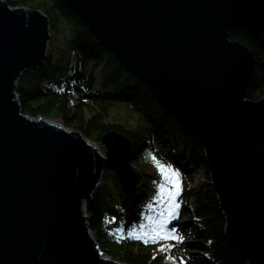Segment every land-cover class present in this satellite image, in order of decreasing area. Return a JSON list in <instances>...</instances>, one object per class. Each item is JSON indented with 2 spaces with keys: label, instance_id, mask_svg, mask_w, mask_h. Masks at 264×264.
<instances>
[{
  "label": "water",
  "instance_id": "obj_1",
  "mask_svg": "<svg viewBox=\"0 0 264 264\" xmlns=\"http://www.w3.org/2000/svg\"><path fill=\"white\" fill-rule=\"evenodd\" d=\"M160 110L202 147L228 243L264 264V96L246 99L254 69L231 30L264 31V0H61ZM39 10L0 0V264H119L101 253L83 203L111 170L137 189L128 139L109 132L105 157L77 131L22 114L15 85L45 58Z\"/></svg>",
  "mask_w": 264,
  "mask_h": 264
},
{
  "label": "trees",
  "instance_id": "obj_2",
  "mask_svg": "<svg viewBox=\"0 0 264 264\" xmlns=\"http://www.w3.org/2000/svg\"><path fill=\"white\" fill-rule=\"evenodd\" d=\"M5 2L13 8L39 10L49 22L42 65L22 72L16 82L22 114L58 119L92 142H101L109 132L130 140L131 163L139 172L137 189L125 196L114 172L106 170L92 200L86 202L89 229L103 254L120 264H247L226 239L225 219L201 145L160 110L147 87L123 70L61 0ZM228 38L252 54L255 64L246 99L257 101L264 96V31L252 36L231 30ZM152 157L174 169L176 163L188 168L180 173L175 198L186 222L170 226L183 240L144 243L128 235L133 226L134 235L147 231L149 217L158 219L162 210L163 201L152 199L157 183L146 179L147 161L156 166Z\"/></svg>",
  "mask_w": 264,
  "mask_h": 264
},
{
  "label": "snow or ice",
  "instance_id": "obj_3",
  "mask_svg": "<svg viewBox=\"0 0 264 264\" xmlns=\"http://www.w3.org/2000/svg\"><path fill=\"white\" fill-rule=\"evenodd\" d=\"M152 159L156 161V167L161 174V180L159 182L154 181V183H157L158 191L157 194L152 197V199L165 201L167 203V207L159 213L158 219L153 220L151 217H149L150 224L148 225L147 231H141L140 234L134 235L136 232V226H133L131 229H129L128 235L132 238L141 239L144 243H147L150 239L153 241L159 239L183 240V236L175 235V228H172L171 232L169 233L165 227L169 220L175 216L176 210L179 208V204L175 202V198L180 192V173L171 165L164 164L156 160V157H152ZM165 213H167V215ZM144 228L145 225L141 224L140 229L143 230ZM117 231L120 232L122 229H117Z\"/></svg>",
  "mask_w": 264,
  "mask_h": 264
},
{
  "label": "rangeland",
  "instance_id": "obj_4",
  "mask_svg": "<svg viewBox=\"0 0 264 264\" xmlns=\"http://www.w3.org/2000/svg\"><path fill=\"white\" fill-rule=\"evenodd\" d=\"M1 1H5V0H1ZM13 8V7H12ZM14 8H21V7H14ZM45 15V14H44ZM48 25H49V22H48ZM48 35L50 36V33H49V31H48ZM49 40V39H48ZM47 43H48V41H47ZM47 46V45H46ZM46 50H47V47H46ZM46 50H45V54H46ZM98 72V71H97ZM95 73L96 75H95V84H96V86H98V82H99V76H98V73ZM17 82V81H16ZM26 116V115H25ZM28 118H32V117H29L28 116ZM33 119V118H32ZM36 119V118H35ZM42 119H45V121H49V122H52L53 124H57V125H61L62 126V128H63V130H65V131H74V130H72V129H69V128H67V127H65V126H63L62 124H61V122L58 120V119H52V118H42ZM91 145H93L96 149H97V152H98V154L101 156V157H105V152H104V147L102 146V144L99 142V143H97V142H92V141H90V140H88V139H86ZM131 163V162H130ZM147 172H146V175H147V180H154L155 182H159L160 180H161V174H160V172L158 171V169H157V167L155 166V164L153 163V162H151L150 160L149 161H147ZM175 166H176V169L179 171V173H186V172H188V168L186 167V169L187 170H184L183 169V167H181L180 165H178V164H175ZM131 167H132V169L133 170H135V171H137L138 172V170L136 169V167L131 163ZM106 171V170H105ZM105 171H103V173L105 172ZM103 175V174H102ZM139 177V176H138ZM137 186H138V181H137ZM167 207V203L165 202V201H163L162 202V210L161 211H163L165 208ZM85 209V208H84ZM182 212H181V210H180V208H178L177 210H176V214H175V216L171 219V220H169V222H168V224L165 226L166 227V230H168V232L170 233L171 232V230H169L170 228H168V226H169V224H172L173 222L174 223H176L177 225H181V224H183V223H185L186 222V220H185V216H183V214H181ZM166 215H167V213H165ZM89 230V229H88ZM89 233H90V235L93 237V234L89 231ZM175 235H177V234H175ZM165 239H159V240H157L158 242L160 241V242H163ZM166 240H168V239H166ZM169 240H174V239H169ZM188 250V249H187Z\"/></svg>",
  "mask_w": 264,
  "mask_h": 264
},
{
  "label": "bare ground",
  "instance_id": "obj_5",
  "mask_svg": "<svg viewBox=\"0 0 264 264\" xmlns=\"http://www.w3.org/2000/svg\"><path fill=\"white\" fill-rule=\"evenodd\" d=\"M30 70H34V69H30ZM15 89H16V85H15ZM14 92H15V95H16V99H17V102H18V104H19V98H18V95L16 94V91L14 90ZM20 105V104H19ZM33 119H35V118H33ZM45 120V119H44ZM48 121V120H47ZM57 125V124H56ZM59 127H61L62 128V126L61 125H59ZM127 139V138H126ZM129 142H130V140H129ZM130 145H131V143H130ZM105 152V151H104ZM137 152V151H136ZM135 152V153H136ZM135 153H134V155H135ZM134 157V156H133ZM133 159V158H132ZM102 177V176H101ZM101 180V179H100ZM99 185L100 184H98L97 185V187H96V189L99 187ZM138 187V186H137ZM95 189V190H96ZM94 190V191H95ZM94 193V192H93ZM93 193L91 194V198H90V200H92V198H93ZM132 196V195H131ZM90 200H87V201H85L84 203H83V206H82V211H83V213H84V216H86L87 217V222H88V215H87V213H86V202H88V201H90ZM85 208V209H84ZM170 225V224H169ZM87 228L89 229V223H88V226H87ZM89 231H90V229H89ZM91 232V231H90ZM93 238V241H94V243L98 246V244H97V242H96V240L94 239V236L92 237ZM98 248H99V246H98ZM100 250V249H99ZM101 251V250H100ZM101 253L103 254V252L101 251ZM118 263V262H117ZM120 264V263H119Z\"/></svg>",
  "mask_w": 264,
  "mask_h": 264
}]
</instances>
